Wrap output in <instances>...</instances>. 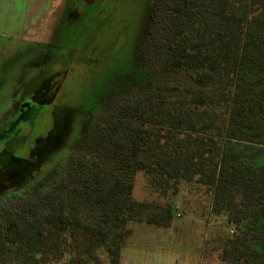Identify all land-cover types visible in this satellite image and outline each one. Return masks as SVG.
<instances>
[{
    "label": "trees",
    "instance_id": "16d2710c",
    "mask_svg": "<svg viewBox=\"0 0 264 264\" xmlns=\"http://www.w3.org/2000/svg\"><path fill=\"white\" fill-rule=\"evenodd\" d=\"M132 76L64 155L27 161L0 186V264H120L125 226L148 203L205 188L238 225L222 261L264 264V0H148ZM150 215L166 227L173 207ZM80 214L86 217L83 221Z\"/></svg>",
    "mask_w": 264,
    "mask_h": 264
},
{
    "label": "rangeland",
    "instance_id": "374dc122",
    "mask_svg": "<svg viewBox=\"0 0 264 264\" xmlns=\"http://www.w3.org/2000/svg\"><path fill=\"white\" fill-rule=\"evenodd\" d=\"M147 2L27 0V31L16 36L0 30V186L4 178L20 180L27 174V161L36 157L30 152L39 159L66 154L104 102L130 80ZM11 15L18 26L21 18L15 8L6 3L0 7V21L6 23ZM57 55L67 65H44ZM45 71L53 73L43 95L47 103L11 93L21 75ZM26 104V116L15 113ZM132 197L151 208L140 221L126 224L120 264H231L222 261V247L232 236L229 232L240 233V227L213 212L205 188L182 182L162 195L137 174ZM164 206L173 207L166 227L149 224L150 215H160ZM93 257L109 264L102 248Z\"/></svg>",
    "mask_w": 264,
    "mask_h": 264
},
{
    "label": "flooded vegetation",
    "instance_id": "af4514ba",
    "mask_svg": "<svg viewBox=\"0 0 264 264\" xmlns=\"http://www.w3.org/2000/svg\"><path fill=\"white\" fill-rule=\"evenodd\" d=\"M54 61H57V62L60 61L61 64L64 66L67 65V63H68V61L64 60L63 58H61L57 55V56H55V58H52V59L46 61L44 63V65H46L48 63H51L50 65H52ZM35 74L36 73H32V74L26 73L24 76L21 75L19 79H17V80L14 79L15 81H13L11 93H14L16 95L19 94L20 96L25 97V98H27V95H29L30 98H33L35 100H37L36 98L39 97V98H41V101H43L44 100L43 95L45 94L46 89H50V84L52 82V76L50 77V75L53 73L52 72L49 73V72L45 71L43 74H41V73H38L37 75H35ZM18 80H19V83H21V85H23V89L17 88V86L19 85V83L17 84ZM15 83H16V85H15ZM11 93H10V97L12 95ZM43 102L47 103L46 99ZM15 113H21V115L26 116L27 115V104L19 107L15 111ZM29 155L30 156L33 155L36 157L39 156L33 152H30ZM29 155L27 156V152H26V156L28 158L30 157ZM26 160H27V158H26Z\"/></svg>",
    "mask_w": 264,
    "mask_h": 264
},
{
    "label": "crops",
    "instance_id": "0c3cea01",
    "mask_svg": "<svg viewBox=\"0 0 264 264\" xmlns=\"http://www.w3.org/2000/svg\"><path fill=\"white\" fill-rule=\"evenodd\" d=\"M5 3L15 8L21 20L17 26L13 15L6 17V23L5 20L0 21V30L3 29L5 33H15L16 36H20L27 31V0H0V7H4Z\"/></svg>",
    "mask_w": 264,
    "mask_h": 264
},
{
    "label": "built area",
    "instance_id": "2783aa9c",
    "mask_svg": "<svg viewBox=\"0 0 264 264\" xmlns=\"http://www.w3.org/2000/svg\"><path fill=\"white\" fill-rule=\"evenodd\" d=\"M229 233H230V234H233L234 232L230 231Z\"/></svg>",
    "mask_w": 264,
    "mask_h": 264
}]
</instances>
